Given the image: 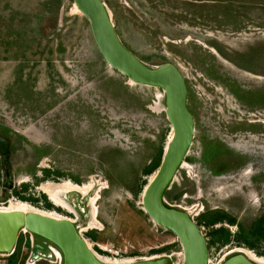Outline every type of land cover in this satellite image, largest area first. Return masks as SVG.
Returning <instances> with one entry per match:
<instances>
[{
    "label": "rangeland",
    "instance_id": "374dc122",
    "mask_svg": "<svg viewBox=\"0 0 264 264\" xmlns=\"http://www.w3.org/2000/svg\"><path fill=\"white\" fill-rule=\"evenodd\" d=\"M102 1L126 48L148 65L170 61L184 77L193 136L164 200L194 221L218 210L249 227L264 213V0ZM163 108L160 87L132 82L102 58L73 0H0V143L12 173L7 187L0 167L1 205L68 217L101 256L166 254L167 264H182L177 237L141 207L155 171L143 170L171 134ZM46 182L92 188L58 192L61 207L41 189ZM23 183L21 198L13 190ZM199 225L208 264L238 247L264 258L233 240L209 243ZM21 235L24 264H59L52 243Z\"/></svg>",
    "mask_w": 264,
    "mask_h": 264
},
{
    "label": "water",
    "instance_id": "95a60500",
    "mask_svg": "<svg viewBox=\"0 0 264 264\" xmlns=\"http://www.w3.org/2000/svg\"><path fill=\"white\" fill-rule=\"evenodd\" d=\"M86 17L91 36L102 58L128 79L160 87L163 111L171 129L158 166L141 190V207L152 221L177 237L182 250V264H206V238L192 216L182 207L168 204L164 191L183 161L193 136V120L186 107V85L176 65L165 61L148 65L119 40L110 14L102 0H73ZM7 149L0 146L1 180L10 187L12 173ZM39 235L52 243L59 252V264H165L168 255L138 257L129 261L109 262L97 257L86 245L77 225L68 217H56L36 210L0 209V254L14 250L21 231ZM219 264H264L239 249L230 251Z\"/></svg>",
    "mask_w": 264,
    "mask_h": 264
},
{
    "label": "trees",
    "instance_id": "16d2710c",
    "mask_svg": "<svg viewBox=\"0 0 264 264\" xmlns=\"http://www.w3.org/2000/svg\"><path fill=\"white\" fill-rule=\"evenodd\" d=\"M161 153H162V150L161 148H159L156 156L153 157L151 162L144 168L143 170L144 174L150 173L151 171L156 169L160 161ZM213 171H217V170L214 169ZM26 186L27 185L23 183L21 186V189L13 190V193L23 198V196L20 194V191L23 192ZM41 196L43 199V205L48 208L52 207L51 203L45 199L44 194L41 193ZM33 200H36V198ZM196 219H197L196 221L197 224L202 223L208 227L209 243H216L217 245H220V244L227 243L230 240H233L238 244H243L249 248L254 249V251L258 254H264V247L261 250L258 248L259 242L262 241L264 243V213L261 214L257 218V221H254L253 224L250 225L249 227L243 226L242 222L238 221L235 216L226 215L224 213L220 214L218 210L205 211L199 214L196 217ZM221 220H225L226 222L237 224L238 229L234 231L233 233H231L229 230H227L225 227H223L220 224L217 227H212V224H214L215 222L221 221ZM34 236L44 239L36 234H34ZM21 240H22V235L20 232L16 239L15 249L11 253L6 255V264H24L23 263L24 255L21 256L20 259L18 258V252H19V246H20ZM44 248H45V245H42L41 247H39V245L37 244L33 245L34 250L38 249L42 251ZM38 260H36L33 264H42V262Z\"/></svg>",
    "mask_w": 264,
    "mask_h": 264
},
{
    "label": "bare ground",
    "instance_id": "6f19581e",
    "mask_svg": "<svg viewBox=\"0 0 264 264\" xmlns=\"http://www.w3.org/2000/svg\"><path fill=\"white\" fill-rule=\"evenodd\" d=\"M130 81H132V80H130ZM132 82H134V81H132ZM180 165L181 166H186V163L184 161H182ZM91 188H92V183H88V184L86 183V184H82V185L78 184L77 185V184H72V183H68V182H65V183H50V182L47 183L46 182V184H42V186H41V189L43 190V192H45L49 196L50 200L53 203H55L56 205L61 206V207H66V206H65V203L60 199V197H58V192H64L66 190H75V191H81L83 193H87ZM5 208L6 209H22V210H36V211H40L39 209H37V208L33 207L32 205L28 204L27 202L12 203L11 205L9 204V206H5ZM40 212L48 214V215L56 216V217H61L62 216V215L61 216L60 215H56L55 213H52L50 211H45V212L44 211H40ZM86 245L90 248V246L88 245L87 241H86ZM237 249L243 251L244 253H246V255H248L250 258H252V259H254L256 261L264 262V258L263 257H259V256L255 255L249 249L242 248V247L241 248L238 247ZM92 252L97 257H99L100 259H102L104 261L116 262V263L117 262H122L121 260H117L115 258L113 259V258H109L107 256H101V255L97 254L93 250H92ZM124 261H129V260H124Z\"/></svg>",
    "mask_w": 264,
    "mask_h": 264
},
{
    "label": "built area",
    "instance_id": "2783aa9c",
    "mask_svg": "<svg viewBox=\"0 0 264 264\" xmlns=\"http://www.w3.org/2000/svg\"><path fill=\"white\" fill-rule=\"evenodd\" d=\"M169 204V203H168ZM6 205H1L0 203V209H4ZM6 209V208H5ZM199 228H200V225L198 224ZM24 231V230H23ZM208 261H209V258L207 257V260H206V264H208ZM220 261H217L216 264H219Z\"/></svg>",
    "mask_w": 264,
    "mask_h": 264
},
{
    "label": "flooded vegetation",
    "instance_id": "af4514ba",
    "mask_svg": "<svg viewBox=\"0 0 264 264\" xmlns=\"http://www.w3.org/2000/svg\"><path fill=\"white\" fill-rule=\"evenodd\" d=\"M1 143H2V142H1ZM1 143H0V146H1ZM8 147L11 148L9 144H8ZM6 149H7V148H6ZM211 169H212V168H211ZM211 169H210V170H211ZM211 171H212V170H211ZM10 172H11V171H10ZM64 195H65V194H64ZM43 240H44V239H43ZM45 240H46V239H45ZM165 255H166V254H165ZM165 264H166V263H165Z\"/></svg>",
    "mask_w": 264,
    "mask_h": 264
}]
</instances>
